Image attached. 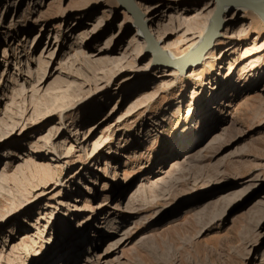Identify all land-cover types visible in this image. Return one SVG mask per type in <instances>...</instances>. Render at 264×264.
I'll use <instances>...</instances> for the list:
<instances>
[{
    "label": "rangeland",
    "instance_id": "1",
    "mask_svg": "<svg viewBox=\"0 0 264 264\" xmlns=\"http://www.w3.org/2000/svg\"><path fill=\"white\" fill-rule=\"evenodd\" d=\"M8 2L12 8H4ZM8 2L0 6V134L11 122L9 104L14 116L27 108L31 117L53 113L0 148V264H57L70 254L78 257L73 264L86 258L88 264H264V24L254 11L230 13L235 23L224 28L217 48L174 78L154 67L141 71L149 56L134 61L136 30L117 0ZM167 2L161 0L153 29L176 11ZM206 2L188 8L202 11ZM181 39L176 33L164 45L181 54L188 45ZM245 47L250 57L241 56ZM76 50L99 60H84ZM124 51L131 55L121 63ZM120 67L129 71L112 82L107 97L59 115L94 72ZM133 82L130 93L147 85L126 97ZM202 108L207 113L197 118ZM206 149L193 176L173 172L164 195H147L127 217L135 188L164 176L185 153ZM110 225L113 233L101 237ZM96 238L94 252L109 245L97 262L90 252Z\"/></svg>",
    "mask_w": 264,
    "mask_h": 264
},
{
    "label": "bare ground",
    "instance_id": "2",
    "mask_svg": "<svg viewBox=\"0 0 264 264\" xmlns=\"http://www.w3.org/2000/svg\"><path fill=\"white\" fill-rule=\"evenodd\" d=\"M8 1L9 0H0V6L2 5V3L5 4ZM166 1H168V5L173 6L176 10L174 11L175 15L174 12L173 16L169 14V16H167L168 19L166 22H164L163 20L162 22H157L156 26L153 29L152 27L157 20V16L159 15L161 0H149V5H145L144 3H142V0H117L122 9L129 12L131 16V22L136 30L134 38L132 37V41L138 42L140 48L139 51H136L134 55V61H136L138 57L140 58V56H143L145 54L149 56V64L146 68L141 70L143 72H145L149 67H154L157 70L162 69V73L166 74V76H172L175 78L177 75L185 74L186 72L193 70L203 60H205L207 56L214 51V49L217 48L218 38L223 35L224 28L235 23V20L229 18L228 15L230 13L236 14L239 11L243 12L245 8L249 9L248 5L252 8L251 10L254 11L255 16L264 24V0H208V2L204 3V5L206 6H204L205 8H202V11H196V9L191 10L190 8H188V6L192 5L191 2H193L195 5H198L205 0ZM13 5V2H8L7 5H4V8H12ZM210 6L211 8L208 9ZM235 17H237V14L235 15ZM176 33H180L182 35V39L178 41L179 44H188L187 50L182 52L181 54L172 53L171 50L164 45V42L167 40V38ZM233 42L234 41L232 40L229 42V44H232ZM53 48L54 43L50 41L44 44V51L46 52V54H50V51H53ZM81 50H76V52L81 53ZM3 52H6V47L3 48ZM251 52L252 51L250 48L245 47L243 53H241V56L250 57ZM98 55L99 54L95 55L94 53L89 54L87 52H82V57L84 58V60H90L91 62L98 61L99 58H96ZM130 55L131 51H124L122 56H120L119 61H121V63L126 62L129 59ZM243 61H245V59H242L240 62L242 63ZM132 68H134V66H132ZM231 68L232 63L229 62L228 70H230ZM108 71H110L109 78H103L104 74ZM127 71H129V68L120 67L116 70L101 68L98 72H94V74H92V79L90 80V82L79 87V90L84 92L82 93L81 97L76 96L77 98L73 99L68 105H63L59 109V115H61L62 113H67L68 111L79 105L82 101H86L90 98L98 96V99L95 101V103L100 99H104L109 95L111 91L112 82L119 77H122ZM133 71L137 72L139 70L136 69ZM256 79L257 77L255 78L254 82L256 81ZM225 81L226 80H220V83H224ZM146 85L147 84L137 85V88L130 93L129 91L134 86H136V82H133L127 89L126 97L129 96L132 98L139 91L144 90ZM149 98H151V96L145 97V99ZM10 107L11 104H9L8 107L5 106V112L8 111L9 113L8 117H6L10 118L11 122L9 123V125H7V129L0 134V148L7 145L10 139L22 140L24 136H26V133L35 131L36 126L45 124L51 118V113H53L52 110H48L42 114H36V116L31 117L33 110L27 108L23 113L20 112L21 114L14 116V114H10ZM200 112L201 113L197 114V118L207 113V111H205V109L203 108ZM189 113L190 111L188 110L187 114L189 115ZM165 118L167 119L168 117ZM179 136L180 137H176L178 139L177 141L183 138L184 133L180 131ZM219 136L220 134L216 132L214 133L213 139L215 140ZM39 139L47 148H52V144L49 140H47L45 135L40 134ZM74 140L75 139H73V141ZM107 143L108 142H106V144ZM10 149L11 147L4 149L1 152V155L5 157H2V159H6L7 155H9L10 153ZM183 149L184 148H181L179 150ZM207 150L208 149L202 152H200L201 150H193L191 152L185 153L183 155L184 158L181 161L174 160L173 162H171L170 169L165 173L164 176L155 178L150 185L141 184L138 188H135V190L131 193V196L133 197L131 198L130 196V198L126 200L125 213L128 214L127 217L130 218L137 214L139 210V208L137 207L139 205L138 202L142 203V205L146 204L147 199L145 197H147V195L154 194L155 198H157L158 195H164L168 191V187L171 185V183L169 185V182L170 180H172L173 172H175L173 175H176L178 173L183 174V177L193 176L196 170H198L199 167L207 160V152L211 149H209L208 151ZM188 162L192 163L187 165ZM177 178V180H179L182 177L181 175H179L177 176ZM1 183L2 179L0 177V186ZM111 227V225L109 227H106L105 235H102L101 237H110L109 235L113 233ZM97 238L96 240H94L95 244L97 243ZM126 240V235L120 237L119 239H116L109 244L110 246L108 245L109 249L114 248L118 245V243H122V241ZM108 246H106L105 249L103 248V252L100 253L99 249L94 252V250L97 249V244L94 245V247L92 248L93 250H91L90 252L92 256H95L96 262L101 258H105L106 251H108ZM70 255L66 257L67 260L65 262L62 259L59 260L57 264H66L68 262H70V264H73L71 262H74V260L78 257H76L77 254ZM70 259L73 261H70ZM86 259L82 264H88V260ZM109 261L111 260H103L102 263L107 264Z\"/></svg>",
    "mask_w": 264,
    "mask_h": 264
},
{
    "label": "water",
    "instance_id": "3",
    "mask_svg": "<svg viewBox=\"0 0 264 264\" xmlns=\"http://www.w3.org/2000/svg\"><path fill=\"white\" fill-rule=\"evenodd\" d=\"M248 5V4H247ZM249 9H252L249 5H248Z\"/></svg>",
    "mask_w": 264,
    "mask_h": 264
}]
</instances>
